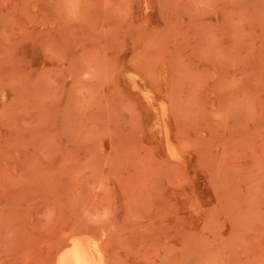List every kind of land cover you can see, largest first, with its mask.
Masks as SVG:
<instances>
[{
    "label": "rangeland",
    "instance_id": "obj_1",
    "mask_svg": "<svg viewBox=\"0 0 264 264\" xmlns=\"http://www.w3.org/2000/svg\"><path fill=\"white\" fill-rule=\"evenodd\" d=\"M72 234L264 264V0H0V264Z\"/></svg>",
    "mask_w": 264,
    "mask_h": 264
},
{
    "label": "bare ground",
    "instance_id": "obj_2",
    "mask_svg": "<svg viewBox=\"0 0 264 264\" xmlns=\"http://www.w3.org/2000/svg\"><path fill=\"white\" fill-rule=\"evenodd\" d=\"M55 264H109V262L100 241L95 239V236L93 238L72 234L59 249Z\"/></svg>",
    "mask_w": 264,
    "mask_h": 264
}]
</instances>
